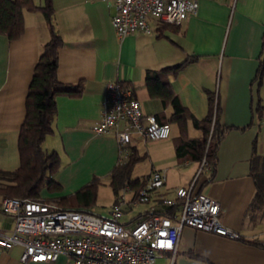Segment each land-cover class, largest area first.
I'll list each match as a JSON object with an SVG mask.
<instances>
[{"label": "crops", "instance_id": "obj_1", "mask_svg": "<svg viewBox=\"0 0 264 264\" xmlns=\"http://www.w3.org/2000/svg\"><path fill=\"white\" fill-rule=\"evenodd\" d=\"M34 2L42 6L45 0ZM53 6L54 27L63 39L58 79L70 84L82 82L83 90L79 95L56 98L53 131L46 137L44 148L60 156L55 179L63 191L49 192L44 188L43 200L58 204L55 198L73 195L94 178H111L122 157L115 131L96 134L92 128L101 116L106 82L121 80L139 100L144 123L153 115L171 127L170 140L160 143L148 142L139 133H132L128 155L134 149L139 157L151 155L152 169L143 178L153 170L163 171V197H174L177 187L194 184L195 192L219 202L222 223L241 235L236 239L185 226L176 252H164L157 264H264V206L251 208L257 191L251 161L255 154L264 156V69L260 72L264 67V0H199L197 12L179 25L154 19L151 33L136 32L123 37L113 26L116 8L108 0H53ZM24 22V32L16 40L10 41L0 33L2 169H16L20 164L18 140L26 115L28 88L51 35L41 10H26ZM183 62L177 74L167 75L181 103L193 118L203 120L210 112L209 94L214 93L221 109L219 123L229 127L219 141L213 170L200 171L197 160L182 162L176 152L181 130L171 120L173 108L151 97L146 88L147 70ZM125 125L123 122L121 127ZM191 129L195 131L192 133ZM203 134L189 118L188 137L202 138ZM142 146L144 155L140 152ZM175 174L180 181L173 180ZM135 193L133 190L129 198ZM151 206L127 208L130 216L123 221L135 224ZM13 227V219L0 211V229L10 232ZM22 253L21 245L0 248V264H22ZM25 264L72 261L62 254L55 261Z\"/></svg>", "mask_w": 264, "mask_h": 264}, {"label": "built area", "instance_id": "obj_2", "mask_svg": "<svg viewBox=\"0 0 264 264\" xmlns=\"http://www.w3.org/2000/svg\"><path fill=\"white\" fill-rule=\"evenodd\" d=\"M108 3L116 8L112 23L119 37L151 33L154 19L179 25L199 8V0H108ZM143 119L141 104L133 90L121 80L107 81L101 116L92 129L96 134L115 131L122 155L119 163L128 157L133 132L151 143L170 140L168 123L159 122L153 115L147 117V123ZM123 122L126 125L121 127ZM206 165L204 159L200 171ZM144 180L131 198V186L123 187L107 215L41 200L4 197L1 213L13 219L14 227L10 232L0 229V248L21 245L22 264L55 261L62 254L72 264H157L164 252H176L185 226L230 238L241 237L222 223L219 202L203 192H195L194 184L177 187L174 197H160L165 173L153 170ZM142 203L152 204L147 215L133 225L125 223L127 208L134 210ZM164 209L167 215L162 212Z\"/></svg>", "mask_w": 264, "mask_h": 264}, {"label": "trees", "instance_id": "obj_3", "mask_svg": "<svg viewBox=\"0 0 264 264\" xmlns=\"http://www.w3.org/2000/svg\"><path fill=\"white\" fill-rule=\"evenodd\" d=\"M26 10H41L50 26L51 35L39 55L28 88L26 115L18 140L20 164L16 169L0 168V196L2 199L17 197L51 202L43 200L42 191L44 188L50 192L63 191V186L55 179L60 169L61 159L56 151L49 152L44 148V141L53 131V121L57 113L56 98L59 95H79L83 90V84L82 82L63 83L58 79L59 49L63 45V39L54 27L53 0H45L42 6L36 5L34 0H0V33L6 35L10 41L20 38L25 29L24 12ZM184 64L185 62L160 70H147L146 88L151 97L159 98L164 104H171L173 108L171 120L177 122L181 130L177 139L176 152L182 162L192 159L201 164L205 159L207 168L213 170L217 163L219 141L229 127L219 123L221 109L214 93L209 94L210 112L203 120L193 118L189 110L181 103L167 75L177 74ZM262 68L264 67L260 68L261 73ZM189 118L193 119L197 128L202 129L204 133L202 138L188 137ZM158 121L169 124L160 119ZM139 159L142 157L137 155L136 150H131L127 159L118 163L111 172L110 185L116 196L115 202L119 192L126 185L131 186L136 192L135 195L144 185V178L132 176L133 167ZM251 164L257 186L251 208L255 206L261 208L264 206V156L255 154ZM100 184L99 178H94L73 195H62L55 198V201L64 208L89 210L96 201ZM163 194L165 193L161 192L159 196ZM157 200L162 201L161 198ZM162 212L168 214L165 209Z\"/></svg>", "mask_w": 264, "mask_h": 264}, {"label": "rangeland", "instance_id": "obj_4", "mask_svg": "<svg viewBox=\"0 0 264 264\" xmlns=\"http://www.w3.org/2000/svg\"><path fill=\"white\" fill-rule=\"evenodd\" d=\"M191 130L192 133L195 131L194 129ZM140 152L142 155L146 153V150L143 146L140 147ZM151 169H152V160L150 153H148L146 157L136 161L133 167L132 175L135 178L136 177L143 178L144 176L150 173ZM172 178L175 181H180L181 179L178 174L177 175L175 174ZM101 180H102L101 184L98 187V193H97L98 195L96 201L91 207H89V211L98 215H106L110 211V207L115 200V193L113 191L112 186L110 185V177L108 175L102 176ZM47 191L49 190L47 189ZM1 202H2V197L0 196V204ZM144 206L145 204L143 203L140 204L141 208H143ZM129 216L130 213H127L125 214L124 218L126 219Z\"/></svg>", "mask_w": 264, "mask_h": 264}]
</instances>
